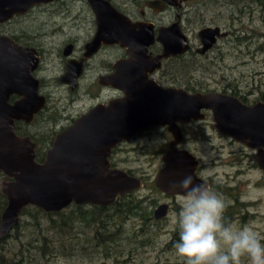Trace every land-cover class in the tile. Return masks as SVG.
Listing matches in <instances>:
<instances>
[{"label": "water", "instance_id": "water-1", "mask_svg": "<svg viewBox=\"0 0 264 264\" xmlns=\"http://www.w3.org/2000/svg\"><path fill=\"white\" fill-rule=\"evenodd\" d=\"M56 1L0 0V24ZM88 2L97 17L98 32L86 48V57L95 55L102 45L129 49L131 59L119 61L114 65V74L101 78L103 86L115 88L124 96L97 105L57 134L43 162L37 160L36 144L30 137L20 136L16 127L17 122L31 125L47 107V99L39 93L40 82L34 76L40 56L34 49L0 37V172L7 178L1 183L7 199L0 224L1 239L19 225L29 206L49 214L61 213L73 204L107 208L119 198L142 190L144 181L112 167L110 158L117 146L155 128H167L172 135L162 158L164 166L155 177L160 192L175 196L167 181L186 174H191L196 183L209 185L197 175L198 157L179 148L184 140L181 125L206 120L204 111L211 112L212 127L219 135L255 152L253 159L264 172V103L249 106L233 96L189 93L149 81L148 74L159 70L164 58L188 50L180 24L159 30L158 41L164 54L152 59L147 55L154 42L152 25L133 23L106 0ZM148 7L162 11L165 3L150 1ZM207 35L211 42L202 52L211 48L217 36H224L220 30H206L203 37ZM76 65L83 70L84 62ZM72 67V62L68 63L67 73ZM12 95L21 99L10 104ZM169 209L168 204L160 205L154 212L155 219L164 220Z\"/></svg>", "mask_w": 264, "mask_h": 264}, {"label": "rangeland", "instance_id": "rangeland-1", "mask_svg": "<svg viewBox=\"0 0 264 264\" xmlns=\"http://www.w3.org/2000/svg\"><path fill=\"white\" fill-rule=\"evenodd\" d=\"M119 1H122L119 5L123 9H131L126 2L131 0ZM260 14L258 12L254 19L257 35L240 43L239 47L237 45L238 49L226 48L231 53L226 60H218L217 64L203 68L194 67L192 86L215 92L233 88L247 97L252 96L250 98L253 99L259 96L260 84L264 89V19ZM159 17L169 22L173 18V13L165 12ZM93 28L94 17L88 0H57L54 5L37 8L29 16L15 19L10 26L0 27V31L12 32L14 35L26 32L22 35L35 36L34 43L42 47L45 54L43 70L39 76L50 81L59 75L58 67L64 43L72 36H76L79 39V46H82L91 38L90 31ZM119 54L118 50L109 49L93 61L87 82L83 83L79 92L75 94L58 84L45 87L44 91L51 96L47 108L25 131L36 138L58 134L62 128L69 125L71 117L76 118L85 114L97 105L98 100L93 99V95L99 91L97 83L92 87L87 83L98 78L102 70V61L108 58V62H113L114 57ZM182 73L184 78V72ZM108 96H103V99L110 100ZM76 98L78 100L72 102ZM212 125V119L188 125L187 142L183 147L200 160L201 167L198 173L200 177L212 178L215 190L222 194L228 206H231L233 216L228 221L236 227L247 225L264 238V172L253 159L255 152L229 137L219 135ZM171 141L172 135L166 128L152 129L120 145L112 160L118 169L132 171L135 177L144 179L145 186L142 190L134 192L135 198L147 199L148 202L156 199L158 203L153 209L154 212L162 204L170 205L168 216L158 221L159 224L148 222L149 229L146 233L148 241H145L146 235L140 232L142 221L130 220L127 227H120L125 232L123 246L111 258L97 254V251L90 248L86 250L85 255H81L78 251L80 246H77L76 252L71 251L68 244L54 242L45 250L49 251L46 254L49 261L41 259V254L34 249L38 258L36 264H184L183 258L176 254L172 244L176 236L179 237L176 215L180 202L152 189L157 173L164 166L162 158ZM25 219L22 217L20 222L23 223ZM42 225V228H39L36 225L32 227L24 224L26 228H22L18 236L16 231L12 230L9 234L12 236L7 239L5 247L7 255L16 258L15 254L23 244L31 243L32 247H38L37 238L46 233L48 223L44 221ZM47 236L54 241L58 237L50 231L47 232ZM62 246L68 247V250L64 251ZM56 248L62 252H57Z\"/></svg>", "mask_w": 264, "mask_h": 264}, {"label": "flooded vegetation", "instance_id": "flooded-vegetation-1", "mask_svg": "<svg viewBox=\"0 0 264 264\" xmlns=\"http://www.w3.org/2000/svg\"><path fill=\"white\" fill-rule=\"evenodd\" d=\"M106 1L110 2L111 5L119 13L127 16L133 23H142L153 26L154 42L152 45L149 46L147 53V55L150 56L152 59L162 56L164 54V47L161 42L158 41L159 30L162 28H170L177 23L180 24L181 29L188 42V50L184 54L164 58L162 60V67L159 70H155V72L148 74L149 81H155L161 87L164 88H182L188 91L189 93L214 92L229 95L238 98L241 102L249 106H253L258 103H264V89L262 88L261 84L258 88L259 96L256 97V99H253L250 98L252 96L247 97V95L240 94L236 89L233 88H231L232 90L226 89L222 92H215L212 90L206 91V89L204 88H196L192 86L191 83L192 69L194 67L203 68L210 64H217L218 60H226V57L231 55L230 51H228L229 49L235 50L237 48V45L239 47L240 43H244L257 35L254 25V19L256 18V14L260 12V16L263 15L262 18L264 19V6L261 3H258L257 0H131L130 2L126 1L131 7L130 10L123 9L122 6L119 5V2L121 3L122 1ZM150 1H162L163 3H165L164 10L157 11L153 8L148 7V3ZM55 3L56 2L48 5L34 7L26 15L14 17L12 20L0 24V27L10 26L15 19L27 17L35 9H39L41 7L46 8L50 5H54ZM90 7L92 9L94 17V28L90 31L92 33L91 38L86 41L82 46H79V39L76 38V36H72L68 41L64 43V47L61 52L62 59L58 67V69H60L59 75L52 78L50 81L46 80L42 76H39L43 70V61L45 54L43 52L42 47L34 43L33 39L35 36L33 37L26 34L22 35V33L26 32H22L20 35H14L12 34V32L0 31V37L8 38L20 47L34 49L38 52L40 56V63L38 68L34 72V76L40 82L39 93L47 99V105L49 100L51 99V96L46 91H44L45 87H47L48 85L58 84L63 86L65 89H68L72 94L79 92L83 83L87 82L88 80V73L92 67V62L95 61L103 52H106L109 49L118 50L120 54L114 57L115 60L113 62H108V58H106L107 60L102 61V70L100 71L98 78L94 81H88L87 84L92 87L97 83L99 91L95 95H93V99L98 100L99 102L97 103V105L108 104L110 101L122 98L124 96L123 92L115 88H112L110 86H103L101 84V78L114 74V65L119 61H128L131 59L129 49L125 47L123 48L120 45H102L95 55L90 58L86 57V48L92 42L98 32L97 17L91 5ZM165 12L173 13V18L169 22H166L159 17V15H163ZM206 30H220L221 34H224V36H217L216 41L213 43L211 48H209L205 52H202V50L205 49L206 45L211 42V39H209L208 35L203 37L204 32ZM226 48L228 50H226ZM66 53H68V55H66ZM70 62H72L73 67L70 69V72L67 73V65ZM82 62H84V67L81 71L78 70V65L76 64H80ZM182 72H184V78L182 76ZM74 80H76L75 87L73 86ZM191 86L195 89H192ZM107 94H110L109 96L111 99L105 101L103 99V96L106 97L108 96ZM20 99L21 98L19 96L12 95L10 97L9 102L10 104H13L14 102ZM77 100L78 98L73 99L72 102ZM97 105H95L94 107H96ZM94 107H92L91 109H93ZM46 108L47 107H45L43 111L37 114L35 116V119L38 118L45 111ZM204 113H206L207 115L206 120L212 119V114L210 111H204ZM83 115L84 114L76 118L71 117L70 122H68L69 125L66 128H62V130L58 132V134L64 131L65 129L69 128L77 119H79ZM204 121H192L191 123L181 125V129L184 134V140L179 145L180 149H185L183 145L187 142L188 132L186 130V127L188 125ZM114 153L115 149L112 151V156L110 158L111 161L114 158ZM200 167L201 166H199L197 170L198 177L203 179L204 181H207L212 187V178L204 179L198 174ZM142 180L144 181V179ZM170 197L174 198L175 200L177 199L175 196ZM225 220L228 221L226 217Z\"/></svg>", "mask_w": 264, "mask_h": 264}, {"label": "trees", "instance_id": "trees-1", "mask_svg": "<svg viewBox=\"0 0 264 264\" xmlns=\"http://www.w3.org/2000/svg\"><path fill=\"white\" fill-rule=\"evenodd\" d=\"M257 2L264 6V0H257ZM191 88L195 89L192 86ZM36 120L37 118L35 119V122ZM32 125L23 122L16 123L17 133L20 136H28L31 138L36 144L37 160L43 162L46 153L52 148L57 133L47 137L36 138L25 131L26 128H29V126ZM118 148L119 147L115 148V151ZM110 162L112 167L117 168L115 163L111 160ZM127 172L130 175L135 176L132 171ZM5 179H7L5 175L0 172V184L2 180ZM152 187L157 193H161L155 184ZM212 188L215 190L213 184ZM157 203L158 201L156 199L151 202H148L147 199H137L135 198V193H132L126 197L119 198L114 205L107 208L94 205L77 206L73 204L61 213L49 214L41 209L29 206L24 209L21 215V218H26L25 221L23 223L20 222L19 225L14 228L17 236L20 234L22 228H26L23 226L24 224L31 225L32 227L36 225L37 227L42 228L44 221L48 223V227L45 228L46 233L37 238L39 242V245H37L38 247L33 246V248L31 243H29V245L23 244L22 248L20 247L16 252V258H10L5 252L7 239L12 235H9L4 239L0 238V264H36V261L38 260L36 256L37 253L41 254V259L43 258L44 260L49 261V257L46 256L49 251L47 250V252L45 250L49 247L50 243L54 244V242H60L62 245L68 244L70 250L76 252L77 246H80L78 251L81 255H85L87 253L86 250L91 249L97 251V254L99 253L106 258H111L114 256L115 252L120 250L123 246L122 241L125 232L120 229V227H127L128 221L141 220L142 224L140 225V232H142V235H146L149 229L148 222H154L156 225L160 223L154 217L153 209L157 206ZM6 208L7 199L2 194L0 186V224ZM231 210L232 208L229 206L225 212V217L228 220L233 216ZM49 231L58 235L55 241L47 236V232ZM40 232L42 233V230H40ZM17 239L20 240L19 237H17ZM178 239L179 237L176 236L172 244L174 245ZM145 241H148L147 235ZM68 247L62 246L64 251H67ZM34 249L37 250V253ZM56 251L59 253L62 252L61 250H58V248H56Z\"/></svg>", "mask_w": 264, "mask_h": 264}, {"label": "clouds", "instance_id": "clouds-1", "mask_svg": "<svg viewBox=\"0 0 264 264\" xmlns=\"http://www.w3.org/2000/svg\"><path fill=\"white\" fill-rule=\"evenodd\" d=\"M167 187L180 202L174 248L184 264H264V238L225 220L228 203L222 194L191 174L168 180Z\"/></svg>", "mask_w": 264, "mask_h": 264}]
</instances>
